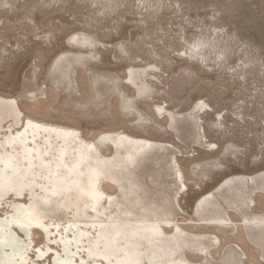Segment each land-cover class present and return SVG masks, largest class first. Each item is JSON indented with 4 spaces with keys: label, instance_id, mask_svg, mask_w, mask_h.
<instances>
[{
    "label": "rangeland",
    "instance_id": "rangeland-1",
    "mask_svg": "<svg viewBox=\"0 0 264 264\" xmlns=\"http://www.w3.org/2000/svg\"><path fill=\"white\" fill-rule=\"evenodd\" d=\"M59 57L65 61L56 69ZM131 69H145L138 96L124 88ZM0 96L17 99L37 120L75 128L88 141L124 132L171 143L172 148L142 155L128 180L118 175L130 185L128 198L137 197L136 206L156 209L185 230L191 241L180 256L193 264H264V240L246 229L264 217V0H0ZM197 104L209 109L203 115L206 139H199L184 115L175 127L162 116L185 114ZM112 149L101 152L110 156ZM237 176L254 180L258 194L252 209L245 205L242 181L216 190ZM103 190L121 194L106 184ZM210 193L215 205L197 212L196 201ZM6 197L0 217L10 210L13 199ZM151 203L155 208L146 207ZM222 207L243 228L240 236L200 223L219 216ZM68 212L49 208L44 215L65 228L72 218ZM210 234L221 243L210 242ZM96 235L92 227L88 236ZM32 236L36 245L45 244L41 231ZM60 237L53 241L58 249ZM242 239L248 257L234 259L232 248ZM208 244L219 247L206 257L200 251ZM74 259L81 262L79 254ZM47 263L53 264L50 258Z\"/></svg>",
    "mask_w": 264,
    "mask_h": 264
},
{
    "label": "bare ground",
    "instance_id": "bare-ground-1",
    "mask_svg": "<svg viewBox=\"0 0 264 264\" xmlns=\"http://www.w3.org/2000/svg\"><path fill=\"white\" fill-rule=\"evenodd\" d=\"M82 42L85 44L84 40ZM61 60L56 58L54 68L63 65L65 60ZM144 70H129L123 82L124 88L134 89L136 96L144 83ZM132 106V103L126 105L127 109H132ZM208 111L197 104L185 114L163 112L162 116L169 117L172 127H175L177 117L184 115L192 121L198 129L199 139L203 140L206 139L203 115ZM106 146L112 147L115 152L104 156L101 149ZM162 147L174 146L169 142L134 137L124 132H105L88 141L75 128L37 120L24 113L17 99L0 96V204L5 205L3 199L6 196L13 199L8 205V214L0 217V264H46L48 258L57 264H193L194 261L180 256L191 241L185 230L175 226L172 218L154 213L156 209L149 212L136 206L133 202L137 197L128 198L130 185L119 181L130 178L132 166L142 155ZM117 164L122 165L116 168ZM246 178H226L216 190L221 192L235 181H242L246 188L244 194H247L244 196L245 205L247 209H252L257 206L258 190L251 184L254 180ZM181 181L187 186L183 178ZM105 184L120 189L121 194L117 196L105 192ZM242 195L239 194L236 199L241 200ZM212 196V193L205 194L196 201L197 212L215 205ZM64 207L72 214L65 228H61L60 223L51 224L45 219V210L53 208L60 211ZM146 207L155 208L153 203ZM202 219L200 223L226 227L236 236L243 231L234 223L226 207H222L219 216ZM79 222L91 223L92 226L87 229ZM92 227L98 232L94 239L88 236ZM169 227L173 228V235L167 231ZM64 229L72 233L66 237L60 235L64 234ZM246 229L257 232L256 236L264 240V217L252 222ZM35 230L44 235V245L35 244L32 236ZM59 236L60 249L53 242ZM208 236L210 242L218 240L221 243L217 235ZM46 239L50 240L49 243ZM87 240L88 244L81 245ZM245 241L242 239V243L232 248L231 257H248ZM82 246L85 247L84 255L80 251ZM204 246L200 254H206V257H209V251L219 247ZM75 249L79 251L75 252ZM30 250L34 252V257L30 256ZM74 252L80 255L81 262L74 259ZM87 257L90 260L85 263Z\"/></svg>",
    "mask_w": 264,
    "mask_h": 264
},
{
    "label": "water",
    "instance_id": "water-1",
    "mask_svg": "<svg viewBox=\"0 0 264 264\" xmlns=\"http://www.w3.org/2000/svg\"><path fill=\"white\" fill-rule=\"evenodd\" d=\"M29 236H31V230H30V235ZM28 237V236H27ZM48 241H50V240H48ZM38 258H40L41 256H37ZM45 257V256H44ZM47 264H49V263H47ZM53 264H57L55 261H53Z\"/></svg>",
    "mask_w": 264,
    "mask_h": 264
}]
</instances>
